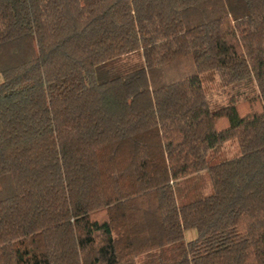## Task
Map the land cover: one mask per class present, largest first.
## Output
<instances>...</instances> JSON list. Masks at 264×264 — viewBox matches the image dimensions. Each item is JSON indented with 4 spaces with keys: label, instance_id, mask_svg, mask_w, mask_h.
Instances as JSON below:
<instances>
[{
    "label": "trees",
    "instance_id": "16d2710c",
    "mask_svg": "<svg viewBox=\"0 0 264 264\" xmlns=\"http://www.w3.org/2000/svg\"><path fill=\"white\" fill-rule=\"evenodd\" d=\"M0 79V264H264V0H0Z\"/></svg>",
    "mask_w": 264,
    "mask_h": 264
},
{
    "label": "rangeland",
    "instance_id": "374dc122",
    "mask_svg": "<svg viewBox=\"0 0 264 264\" xmlns=\"http://www.w3.org/2000/svg\"><path fill=\"white\" fill-rule=\"evenodd\" d=\"M1 82V79H0ZM206 91L214 103V108H222L235 101L243 99L246 95H251L253 90L246 83L236 88L224 89L219 85L217 79L205 83ZM255 88V87H254ZM256 90V89H255ZM239 150L236 142H229L219 147L210 157V165L220 163L221 161L238 157ZM175 198L178 206H183L203 198L213 195L212 180L207 170L197 175L176 182L174 186ZM197 237L196 230H190L185 233L186 242ZM143 259L140 260V264Z\"/></svg>",
    "mask_w": 264,
    "mask_h": 264
}]
</instances>
